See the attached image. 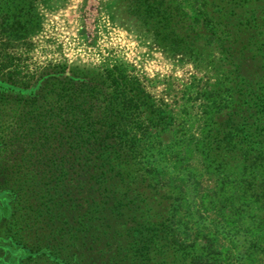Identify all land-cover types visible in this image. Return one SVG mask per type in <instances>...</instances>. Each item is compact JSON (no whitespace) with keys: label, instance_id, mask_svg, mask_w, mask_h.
Wrapping results in <instances>:
<instances>
[{"label":"trees","instance_id":"trees-1","mask_svg":"<svg viewBox=\"0 0 264 264\" xmlns=\"http://www.w3.org/2000/svg\"><path fill=\"white\" fill-rule=\"evenodd\" d=\"M196 1L200 10L191 17L174 0H123L174 52L195 51L207 28L220 40L231 64L224 74L228 101L208 113L202 156L233 177L238 200L264 207V0ZM33 3L0 0V34L25 35L20 18ZM0 54L3 66L15 64ZM108 75L116 96L102 98L82 82L56 93L53 107L38 109L34 95L19 115L16 141H29L17 143L15 163L2 170L15 203L13 240L26 249L18 264H213L209 240L187 242L174 231L177 198L158 193L141 165L140 135L163 130L167 113L124 70Z\"/></svg>","mask_w":264,"mask_h":264},{"label":"rangeland","instance_id":"rangeland-1","mask_svg":"<svg viewBox=\"0 0 264 264\" xmlns=\"http://www.w3.org/2000/svg\"><path fill=\"white\" fill-rule=\"evenodd\" d=\"M174 2L191 17L200 10L196 0ZM142 20L123 0H34L20 18L25 35L0 34L2 55L14 56L15 63L5 67L0 62V149L8 143L0 152V264H18L26 255L13 240L10 209L15 203L2 172L15 163L17 143L25 147L29 141H16L21 111L32 107L34 95L43 105L38 109L53 107L56 93L82 82L102 98L116 96L108 75L115 68L169 117L159 133L140 135V160L151 170L147 181L156 191H172L177 198L170 218L174 231L187 242L209 240L207 259L213 264H264V207L248 197L238 200L233 177L206 165L201 151L208 113L228 101L224 74L231 64L220 40L207 28L192 46L195 51L174 52ZM97 97L98 104L104 103Z\"/></svg>","mask_w":264,"mask_h":264}]
</instances>
